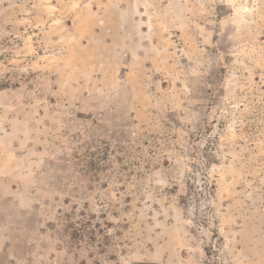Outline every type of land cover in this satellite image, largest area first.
<instances>
[{"label":"rangeland","instance_id":"obj_1","mask_svg":"<svg viewBox=\"0 0 264 264\" xmlns=\"http://www.w3.org/2000/svg\"><path fill=\"white\" fill-rule=\"evenodd\" d=\"M123 12L162 55L133 133L75 105ZM3 195L48 207L59 264H264V0H0Z\"/></svg>","mask_w":264,"mask_h":264},{"label":"crops","instance_id":"obj_2","mask_svg":"<svg viewBox=\"0 0 264 264\" xmlns=\"http://www.w3.org/2000/svg\"><path fill=\"white\" fill-rule=\"evenodd\" d=\"M136 14L123 12L124 21L120 25L104 28L98 58L110 66L108 72L105 70L108 77L99 78L97 94L75 101V105L80 102L82 114L84 106L90 105L98 125L132 133L145 123V117L154 114L144 93L147 77L142 76L155 73L147 68L148 62L162 57L156 30H151L141 20L143 17ZM41 177L46 179L48 174L45 172ZM5 198L0 196V264H59L58 258L65 256V252L44 220L48 207L39 199L37 203L24 204L8 203Z\"/></svg>","mask_w":264,"mask_h":264}]
</instances>
